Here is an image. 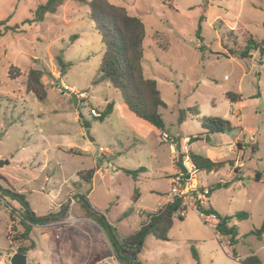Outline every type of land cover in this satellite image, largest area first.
Here are the masks:
<instances>
[{"label": "rangeland", "instance_id": "1", "mask_svg": "<svg viewBox=\"0 0 264 264\" xmlns=\"http://www.w3.org/2000/svg\"><path fill=\"white\" fill-rule=\"evenodd\" d=\"M47 1L0 0V21L8 20L0 26V262L6 264L14 251L11 236L17 233L15 227L22 228L19 219L10 216L21 205L5 191L24 195L38 218L60 214L64 195H72L79 175L95 165L101 174L87 186L90 202L95 209L108 212V221L125 237L138 229L141 211L164 204V192L170 188L166 173L173 175L182 165L180 159L177 165L174 153H170L169 141L155 150L153 137L143 140L132 128H124L116 115L101 121L92 114L95 109L101 115L107 102L124 99L108 83L93 84L104 45L89 18L91 0H63L55 13L47 14L42 22L33 21L38 6ZM107 1L125 7L145 24L144 72L157 81L168 105L162 111L168 134L182 140L195 137L203 129L202 118H225L235 130L216 135L217 150L226 154L222 160L237 158L227 146L239 137L246 141L243 171L255 177V170H261L258 159H264V56L253 51L252 59L242 60L235 51L244 50L247 33L256 42L264 39V0ZM226 14L235 28L226 25ZM6 26L18 30L7 31ZM58 58L70 66H60ZM12 66L23 73L21 77L10 78ZM31 69L43 72L42 82L49 89L45 101L26 89ZM229 92L241 95L243 101L232 103L227 98ZM195 107L199 116L193 115ZM188 109L192 113L179 123L181 111ZM88 124L91 127L87 128ZM88 134L94 139L89 145L91 155L67 151L71 147L80 151L89 140ZM253 145L259 151L253 152ZM206 147L201 143L191 150L204 152ZM101 148L114 156L104 153L107 160L99 161ZM154 153H160L161 163ZM146 164L151 167L148 178L136 180L124 171H136ZM230 167L228 163L222 168L221 178ZM217 177L210 174L208 181ZM136 191L142 196L139 204L132 200ZM186 191V195H198ZM229 193L222 190L215 195H223V202ZM130 208L132 213L120 225L118 219ZM260 225L261 216L256 213L242 222L235 244L240 255L254 243L262 245L252 234ZM220 235L188 206L184 220H174L170 241L150 236L140 258L143 264H197L193 258L196 250L200 264H240L230 240ZM31 238L36 248L29 257L38 264H88L95 255L112 251L107 233L93 224L71 222L59 228L43 224L34 229Z\"/></svg>", "mask_w": 264, "mask_h": 264}, {"label": "trees", "instance_id": "2", "mask_svg": "<svg viewBox=\"0 0 264 264\" xmlns=\"http://www.w3.org/2000/svg\"><path fill=\"white\" fill-rule=\"evenodd\" d=\"M63 0H48L45 4L38 6L35 11L33 21L42 22L47 14H53L62 4ZM90 9L89 18L96 24L97 30L102 37L104 45V53L101 59L99 75L94 79L93 84L108 83L116 91L120 92L126 106L139 119L148 122L162 132V136L168 135L167 126L164 121L162 110L168 106L162 98V94L158 88L157 81L146 77L144 72V57L145 48L144 41L146 38V27L141 19L131 16L125 7L117 6L107 0H91L88 2ZM6 21H0L1 25H6ZM30 22V21H27ZM8 31L17 32V27H8ZM200 31V29H199ZM259 51L264 56V40L256 42L252 36L246 40L244 50L238 54L242 60H248L253 57L252 52ZM58 62L62 67H69L70 63H65L61 58ZM22 72L12 66L10 68V78L16 79L22 76ZM43 72L36 69H31L28 72L26 81V89L28 93H33L40 101H45L47 98L48 87L42 82ZM227 98L232 103H237L243 100L242 96L234 93H227ZM114 107L113 102H109L101 118H106L111 114ZM188 113H192L191 109L183 110L180 113L179 123H183L187 119ZM199 116L197 107L193 113ZM203 129L209 134L230 133L234 130L229 120L222 117H204L202 118ZM200 137H191L189 144L199 140ZM71 154H76L73 149L68 151ZM193 164L195 171H213L222 168L225 164L233 165V161L214 162L207 157H204L193 151H189L186 155ZM143 169L136 171L124 170L127 175L137 178L138 174ZM95 170L81 173L82 178L90 182L93 178ZM228 184H217L209 189H199L198 192L210 197L211 194ZM139 192L134 193L133 201L138 199ZM7 197L12 198L21 205V209L11 212V219L15 216L19 219V225L22 230L19 231L15 227L14 236H11V247L16 253L27 255L29 251L36 248L35 241L31 238L34 226L38 224L35 213L30 209V206L24 201V195L10 192L6 193ZM86 200L85 197H80ZM86 202H88L86 200ZM86 209L88 215L96 220L101 228L107 233L112 245L113 252L110 255H103L98 258V261L105 256L114 257L119 264H142L140 254L145 248L148 237L154 236L161 241L169 242V233L174 226V220L179 218L184 220L185 215H182L187 210V206L183 205V199H176L173 203H167L156 211L143 212L142 223L140 228L129 236L122 237L119 235L117 228H114L108 223L106 216H96L90 209L81 203ZM198 210L203 214H216L212 209ZM133 209H129L119 220H123L132 213ZM66 216V215H65ZM65 216L52 217L48 223L55 222ZM220 224L217 231L223 235L230 237V244H236L237 229L229 227L232 219L244 220L248 218V213L238 212L234 216L220 217ZM252 234L261 237L264 234V223L260 229L254 230ZM193 258L197 264H200L199 254L193 250ZM241 264H262L261 260L256 256H250L242 261ZM34 264V263H29Z\"/></svg>", "mask_w": 264, "mask_h": 264}, {"label": "crops", "instance_id": "3", "mask_svg": "<svg viewBox=\"0 0 264 264\" xmlns=\"http://www.w3.org/2000/svg\"><path fill=\"white\" fill-rule=\"evenodd\" d=\"M244 1H246V0H244ZM224 20L226 21L227 26H231V28H235V26H232V24H230L232 21L229 20L228 14L225 15ZM235 23L237 25H239V23H237V22H235ZM210 25H212V21L210 22ZM240 28H241V26H240ZM249 36H252V35L247 33L246 40ZM245 45H246V42H244L243 48ZM235 53L238 56V54L240 52L235 51ZM242 101H240V102H242ZM108 103L109 102H107V105H108ZM113 103H114V107H113V110H112L110 115L111 116L116 115L118 120L120 121L121 125L124 128H127V127L132 128V131L134 132V134L138 135L143 140H146L147 138L149 139L150 137H153V139L155 140L154 141V147L156 148L155 150L158 149L160 144H163V143L169 141L168 143L170 144V147H169L170 153L171 154H172V152L174 153V156H175L174 159H175L177 165H178V162H177L178 159H180V161L182 162V159L184 158L183 164L187 170V173L189 171L193 172V174L187 176L188 182L186 183V188L190 189L191 191L197 192L198 195H193V196L200 198L199 200H200L201 204L199 205V207L201 209L206 210V209L212 208L217 213V215H219L220 217L234 216L238 212H243V211L248 213V215H249L248 218H246L244 220H238L237 218H234L229 223V227H236L237 232L238 231L240 232L242 222L249 221L250 218L256 213V214H259L261 216V225L258 229L261 228V226L264 223V188L257 187V186L264 185V159H258V162H259L258 165L261 166V170L260 171L255 170V177L246 175L243 171V169L245 168V164L241 161L242 154L245 151L244 147H245L246 141H241L240 138L237 137L234 142H232L229 146H227V148H228L227 151L229 153L237 154V158L226 160V162L227 161H233L234 164L233 165L230 164V166H231L230 170H227V175L223 179L220 177L221 172H222V168H224L228 163L225 164L222 168H220L218 170L201 171L200 172V171H195L194 169H192L193 164L190 160H189V162H186V159H187L186 155L188 154L189 151H192L191 148L195 147L196 145L201 144V143H204L205 145H207V147L204 149V152H203V150H201V151L197 150L198 154L200 153V155L207 157L214 162H224L222 159L226 154L217 150L218 146L215 144L216 135H218V134H209L206 130L202 129V131L198 135L195 136V137H200L199 140L193 141L191 144L188 143L189 139L191 138L189 136L185 137L182 140V137H174V136L172 137L170 134H168L169 138H168V140H166L163 138L162 132L160 130H158L157 128H155L154 126L149 124L148 122L143 121V120L139 119L138 117H136L129 110V108L126 106L125 102H119L118 101V102H113ZM166 109H163L162 111H164ZM162 115H163V113H162ZM178 122H179V120H178ZM232 132H234V131H232ZM167 133H168V129H167ZM251 133H253V132H250V134ZM208 135L212 139V141L201 142V141H203L202 139ZM195 137H193V138H195ZM157 139H159L160 141ZM250 142H253V144H255V139L251 137ZM90 144H91V141L88 140L87 143L84 145L83 148H81L80 151L74 147L68 148L67 151H69L70 149H73V151L76 154L91 155L92 151L90 150V147H89ZM252 151L256 152V151H259V149L256 145H253ZM106 154H108L110 156H114L109 151ZM153 156L156 157L157 161L161 163L160 153H154ZM99 157L100 156L97 155V158L99 161L107 160L104 153L102 155V158H99ZM100 165H103V162H101ZM108 165H110V164H108ZM146 165L147 166H145V167H140L143 170L138 174L136 180L148 178V176L151 173V167L149 166L150 164H146ZM93 169L95 170V173L93 175V178L90 180V182L85 181L80 174L79 175V178H80L79 181L77 183H75L78 186V188L75 190V192L72 195H67V196L64 195V198L60 204L61 212H64V215H60V216H65V215L66 216L64 218H61L60 220H57L55 222H51L53 225L57 226L58 228L63 227L66 224H70L71 222H74L75 224H80V225L81 224H93L95 226L99 225L94 218H92L88 215L86 209L82 206L81 203H83V201L86 202V200L88 201L86 203L90 207H92L96 212H98L99 214H101L103 216L107 215L108 212H102L101 210L95 209L94 205L90 202L91 195H90V192L87 190V186L90 183H92V184L94 183L96 176L101 174V169L94 165L93 168H90L89 170L84 171V172H86V171H90ZM113 169L115 170V167ZM180 171H183L182 165H181V168L179 167V169H177V172H175L173 175L166 173V177H167L166 179H167V182L169 183L170 188L166 192H164L165 193L164 195L167 196V200L164 202V204L162 206H164L165 204H167L169 202L168 195H169V193L172 189V186H173L172 178L174 176H176ZM210 174L213 176L217 175L218 176L217 179L209 182L208 176ZM114 175L116 176L117 172H115ZM128 176H130V175H128ZM218 178H219V180H218ZM251 183H254L255 185H251ZM217 184H228V186L214 191L210 197L201 198L202 195H199L200 194L198 192L199 189H202V188L203 189H209V188H211ZM222 190H226L227 192H230L229 193L230 195H225L227 198H225L226 200L223 202L221 201V197H223V195H215L216 193H218ZM138 195L139 196H138L137 201L134 202L135 204H139L141 202L142 196H141L140 192ZM81 196L85 197L86 200L81 199L80 198ZM190 197H191V195H190ZM133 198H134V195L132 197V200H133ZM193 209L197 213H199V215L201 216L200 212H198L196 208H193ZM156 210H146V211L140 212L141 222L139 224L138 229L140 228L141 223H142V213L143 212L156 211ZM185 215H186V211H185ZM35 216H36V214H35ZM96 216H100V215H96ZM36 218H38V217H36ZM41 218H43V217H41ZM119 219H118V222H120L119 224L121 225L125 220L122 221ZM51 223H48V222L47 223H38L34 226V229L38 226H42L43 224H51ZM108 223L111 224L109 221H108ZM99 227L101 228L100 225H99ZM255 230H257V229H255ZM80 231L82 233V236L86 237L85 231L83 229ZM249 233H251V232H249ZM220 236H223V235H220ZM224 237H227L230 240V237H228V236H224ZM259 239H260V242H262V245L254 243L252 248L247 250V252L243 255H240L238 253V244L233 245L234 249H235V253H236L235 259L240 263V261H242V260H244L250 256H256L261 260L262 264H264L263 263V259H264L263 258L264 257V234L261 237H259ZM109 243H110V239H109ZM145 246H146V244H145ZM111 249H112V245H111ZM31 251H33V250H31ZM31 251H29L27 254L28 264L29 263L38 264L36 259H34V258L31 259L29 257ZM76 251H78L77 246H76ZM112 252H113V249L111 252H109V254L104 253L103 255H110V254H112ZM15 253L16 252L14 250L13 252H11L10 256H13ZM141 254H140V256H141ZM99 257H101V255H95L89 261L88 264H119L117 262V260L112 256H105V258L98 261ZM140 260H141V258H140ZM141 262L143 264L142 260H141Z\"/></svg>", "mask_w": 264, "mask_h": 264}, {"label": "built area", "instance_id": "4", "mask_svg": "<svg viewBox=\"0 0 264 264\" xmlns=\"http://www.w3.org/2000/svg\"><path fill=\"white\" fill-rule=\"evenodd\" d=\"M92 114L96 117H100L101 115L95 110V109H92ZM164 139L168 140V136L167 135H164L163 136ZM100 151L102 153H108L107 150L105 149H100ZM186 162H189V158L186 157ZM184 160V158H183ZM193 169V167H192ZM193 174L192 171H189L187 174L184 173L183 171H180L176 176H174L172 178V182H173V186H172V189L168 195V200L169 202L168 203H173L176 199H183V205L185 206H191L193 208H196L198 212H200L198 210V207L199 205L201 204L200 202V198L198 197H195L193 195H186L188 192L186 191V183L188 182V179H187V176L188 175H191ZM199 195H202L201 198H204L205 195L203 194H199ZM198 202V203H197ZM201 217L203 218L205 224H207L209 227H211L212 229H217L218 225L220 224V218L216 215V214H203L201 213ZM182 215H185V211L182 213ZM0 264H6L5 262H0Z\"/></svg>", "mask_w": 264, "mask_h": 264}, {"label": "water", "instance_id": "5", "mask_svg": "<svg viewBox=\"0 0 264 264\" xmlns=\"http://www.w3.org/2000/svg\"><path fill=\"white\" fill-rule=\"evenodd\" d=\"M73 98L75 101H77V97L75 95H73ZM101 121H104V118H101L100 119ZM86 127H91L89 124L86 125ZM88 138L91 142L94 141V139L92 137L89 136L88 134ZM206 141H212V139L209 137V135L207 136L206 138ZM182 170L184 173H187V170L183 164V159H182ZM6 193L10 194V192L8 191H5ZM83 203L89 207V209L94 212L96 215H100L101 217H103V215L99 214L98 212H96L92 207H90L85 201H83ZM60 215H64V212H61L60 214H50L46 217H43V218H36L38 223H47L49 221L50 218L52 217H59ZM10 264H28V257L27 255H24V254H19V253H15L11 259H10Z\"/></svg>", "mask_w": 264, "mask_h": 264}]
</instances>
